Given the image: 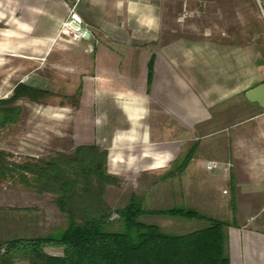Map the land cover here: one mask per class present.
Returning a JSON list of instances; mask_svg holds the SVG:
<instances>
[{
  "label": "crops",
  "instance_id": "1",
  "mask_svg": "<svg viewBox=\"0 0 264 264\" xmlns=\"http://www.w3.org/2000/svg\"><path fill=\"white\" fill-rule=\"evenodd\" d=\"M77 2L89 35L81 41L62 33ZM182 6L186 21L210 26L178 36ZM224 22L236 25L224 32ZM7 55L28 69L80 70L82 144L106 149L113 173L140 166L182 178L187 204L199 199L202 214L230 223L231 264H264V190L257 170L242 167L264 150L254 137L264 110L246 98L264 85V0H0ZM110 114L120 119L112 131ZM209 161L221 167L209 171Z\"/></svg>",
  "mask_w": 264,
  "mask_h": 264
},
{
  "label": "rangeland",
  "instance_id": "2",
  "mask_svg": "<svg viewBox=\"0 0 264 264\" xmlns=\"http://www.w3.org/2000/svg\"><path fill=\"white\" fill-rule=\"evenodd\" d=\"M175 11L177 14L181 12L184 15L185 10L182 6L176 7ZM180 20L176 25L178 36H183L191 29L200 31L211 24L200 19L192 22ZM234 25L236 24L231 22L219 23V27L224 32L233 30ZM242 25L243 23L239 27H243ZM224 38L228 39V36ZM9 56H0V152L4 154L0 161L1 243L15 239L45 237L60 233L67 227V220L56 205L57 197L49 193L41 194L35 188L24 186L19 183L20 173L11 171H15V164H35L48 161L59 154L71 155L78 146L84 145L82 143L85 141L80 139L88 135V128L79 134V127L76 124L78 108H75V104L78 99L81 71L76 68L57 69L54 67L56 64H50L43 70L28 69L21 67L22 62H16L20 59ZM57 61L59 60L53 62L57 63ZM19 85L46 91L49 94L36 101L24 97L9 105L4 104L3 101L13 97ZM10 108L16 109L11 114L14 123L6 124L5 110ZM106 121L111 131L120 127V119L111 114ZM254 137H257L259 145L264 147V130ZM259 152H262L259 160L255 159L250 164L251 167H242L245 171L246 169L257 170L255 176L249 175V177L255 178L254 182L260 187L259 190H264V150ZM184 157L185 149L182 148L178 164ZM211 163L221 164L209 161L208 170ZM177 167L173 166L174 169ZM142 169L140 166L134 170L123 167L113 173L109 167V173L119 179V186L108 187L105 195L106 203L114 211L124 209L135 197L137 202H140L148 211L184 208L194 210L202 217L214 219L202 214L206 210L203 209V205H200L199 199L194 198L188 204L186 203L185 182L182 178L170 182L167 174L154 176L139 174ZM204 192L207 193V189ZM139 220L145 224L158 226L171 235L189 234L209 225L205 220L152 215H144ZM106 230L123 231L122 221L117 214L113 215ZM46 252L52 256H63L61 249L50 248Z\"/></svg>",
  "mask_w": 264,
  "mask_h": 264
},
{
  "label": "trees",
  "instance_id": "3",
  "mask_svg": "<svg viewBox=\"0 0 264 264\" xmlns=\"http://www.w3.org/2000/svg\"><path fill=\"white\" fill-rule=\"evenodd\" d=\"M81 92L79 87L75 108H79ZM48 94L19 85L3 103L9 105L24 97L36 101ZM15 111L5 110L6 124L14 123L11 114ZM3 155L0 152V161ZM108 156L106 149L93 144L48 161L15 164L11 172L20 173L19 183L57 197L67 227L45 237L0 242V264H231L228 222L184 208L148 211L135 197L127 207L114 211L105 195L108 187L119 186V179L108 171ZM115 214L122 221L121 232L106 230ZM144 215L205 220L209 225L189 234L171 235L140 222ZM50 248L61 249L63 256L49 255L46 250Z\"/></svg>",
  "mask_w": 264,
  "mask_h": 264
},
{
  "label": "built area",
  "instance_id": "4",
  "mask_svg": "<svg viewBox=\"0 0 264 264\" xmlns=\"http://www.w3.org/2000/svg\"><path fill=\"white\" fill-rule=\"evenodd\" d=\"M77 8H78V2L73 6H68L69 15L62 27L63 35L69 37L73 41L86 40V36L88 35V32L84 27V23L77 13ZM188 16L189 13L184 12V15L182 16L181 19L185 20L186 18H188ZM220 167L221 164L211 163L209 165V170L213 171Z\"/></svg>",
  "mask_w": 264,
  "mask_h": 264
},
{
  "label": "water",
  "instance_id": "5",
  "mask_svg": "<svg viewBox=\"0 0 264 264\" xmlns=\"http://www.w3.org/2000/svg\"><path fill=\"white\" fill-rule=\"evenodd\" d=\"M89 35L86 36L88 38ZM250 103L259 105L264 110V85H260L246 93Z\"/></svg>",
  "mask_w": 264,
  "mask_h": 264
}]
</instances>
